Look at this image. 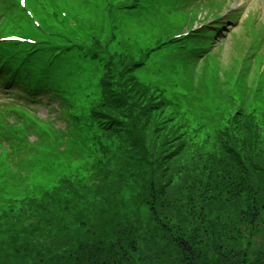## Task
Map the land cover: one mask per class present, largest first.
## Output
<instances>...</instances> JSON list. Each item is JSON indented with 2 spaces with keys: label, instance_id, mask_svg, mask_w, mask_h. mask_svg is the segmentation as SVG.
Masks as SVG:
<instances>
[{
  "label": "trees",
  "instance_id": "trees-1",
  "mask_svg": "<svg viewBox=\"0 0 264 264\" xmlns=\"http://www.w3.org/2000/svg\"><path fill=\"white\" fill-rule=\"evenodd\" d=\"M127 55L104 67L101 104L92 112L109 142L108 157L100 159L105 162L91 165L93 184L61 181L40 203L0 213V264H264V245L248 237L264 231V160L250 137L258 124L239 108L203 154L205 179L187 176L167 196L176 172L166 169L170 178L156 180L159 165L196 149L199 137L190 144L181 136L166 139L159 148L171 153L150 154L149 122L167 104L133 77L143 64ZM120 161V169L110 168ZM227 210L239 215V223L213 219Z\"/></svg>",
  "mask_w": 264,
  "mask_h": 264
},
{
  "label": "rangeland",
  "instance_id": "rangeland-1",
  "mask_svg": "<svg viewBox=\"0 0 264 264\" xmlns=\"http://www.w3.org/2000/svg\"><path fill=\"white\" fill-rule=\"evenodd\" d=\"M209 1L204 0L201 6L195 3L193 9L173 12L176 8L173 0H153L150 11L146 10L148 13L129 11L124 14L109 7L106 0H62V9L68 10L86 36L90 35V38L83 40L78 29L76 37L79 42L102 55L97 59L90 54L91 60L65 59L61 61V68L55 66L59 79L57 95L64 104L62 111L66 115H61L51 105L41 109L40 117L42 123L49 121L60 130L50 131L45 126H37L41 122L33 111L18 113L16 122L24 121L26 134L37 143H32L31 153L24 156L26 161L19 170L9 171L0 165V213L8 207L14 206L16 209L20 204L30 205L31 200L40 203L42 200L38 201V198L59 186L61 181H69L74 186L89 187L88 184H93L89 182L91 165L108 157L104 148L109 142L91 122L89 112L98 106L102 95L103 68L111 62H117L121 54L137 57L144 64L132 72L133 77L157 90L167 104L149 122L150 134L147 133L145 143L150 154L171 153V148H159L166 139L181 136L190 144L194 136L199 137L197 141L200 146L196 149L185 148L159 165L161 176L156 180L163 179L162 182H165L170 178L167 173L163 175L166 169L176 172L175 178L165 189L168 191L167 196L181 188L187 176L192 180L205 179L203 167L207 165L203 166V154L218 143L214 134H220L225 129L229 117L239 108L244 115L250 114L258 124L250 137L252 141L256 140V156L264 160V56L247 59L244 26V22L253 16L252 11L260 9L261 3H251L249 6L245 2H238L241 12L237 23L230 29V34L223 32L225 29L219 33V45L205 55L199 64L191 65L193 61L189 64L181 57L172 60L171 55L176 54L168 48L153 50L149 58L148 54L146 56V52L154 48L157 42L184 30H191L195 24H201L204 18L211 20L217 6ZM117 2L119 0L114 3ZM55 6L52 0L26 2V9L47 32H54L53 20L46 17L43 9L49 11L52 17L56 14ZM229 7L234 8V5ZM219 8L220 14L224 15L226 8L222 5ZM222 34L228 37L224 39ZM115 52L119 54L116 57ZM48 54L53 56L54 53ZM180 54L185 57L182 52ZM49 135L56 137V141H50ZM38 137L41 138L39 141ZM121 164V161L113 162L110 168L118 169ZM216 216L213 219L222 224L232 226L239 223V215L233 210L219 212ZM254 234L246 236L253 245L257 243L262 248L264 231L259 235Z\"/></svg>",
  "mask_w": 264,
  "mask_h": 264
},
{
  "label": "snow or ice",
  "instance_id": "snow-or-ice-1",
  "mask_svg": "<svg viewBox=\"0 0 264 264\" xmlns=\"http://www.w3.org/2000/svg\"><path fill=\"white\" fill-rule=\"evenodd\" d=\"M20 2H21V4H24V0H20ZM4 39H16V38L5 36Z\"/></svg>",
  "mask_w": 264,
  "mask_h": 264
}]
</instances>
